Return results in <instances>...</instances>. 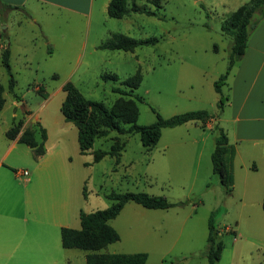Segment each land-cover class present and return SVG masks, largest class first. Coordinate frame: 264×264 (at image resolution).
Returning a JSON list of instances; mask_svg holds the SVG:
<instances>
[{"label":"rangeland","instance_id":"rangeland-1","mask_svg":"<svg viewBox=\"0 0 264 264\" xmlns=\"http://www.w3.org/2000/svg\"><path fill=\"white\" fill-rule=\"evenodd\" d=\"M245 1L249 0H160L161 7L156 8L148 0H137L140 6L157 9V15L134 13L121 19L108 14L98 15L93 21L87 46L83 44L87 40V29L70 31L71 22H78L68 15L40 12L35 14L39 25L26 19L21 26L20 19L9 25L11 44L4 43L12 53L10 63L16 85L13 90L9 88L10 75L2 63L0 47V83L5 88L6 99L0 118L11 122L13 112L17 114L16 119L27 115L32 119L30 127H36L38 140L42 136L37 126L41 124L37 114L47 125L50 139H57L60 127H66L61 111L65 91H59L49 101L45 99L69 79L76 59L80 66L74 72L72 82L86 98L101 101L109 109L121 97L114 88H129L123 82L140 69L143 79L134 90L143 99H136L137 123L140 125L156 120L153 108L164 117L197 109H205L214 115L210 121L212 127L203 126L201 121H189L181 126L164 128L161 139L151 150L143 145L138 132L110 131L106 136L96 138L93 148L82 154L76 138L77 128L71 127L72 130L64 134L62 143L67 148L66 153L72 155L67 159L72 204L80 205L78 214L73 216V228L81 227V210L93 212L111 206L114 200L109 194L112 192H146L164 196L171 202H187L168 209H151L134 201L128 202L109 222L119 232L120 239L99 252H146V264H209L206 252L210 221L226 247L223 261L217 264H250L248 258L238 262L236 254L232 256L233 248L242 247L247 253L249 246L253 247L248 245L247 239L234 240L238 222L240 228L249 230L257 241L255 246L261 247L260 242H263L264 250L262 148L252 149V143L248 141L237 144L232 134L236 124L232 95L237 80L243 88L238 70L235 73L232 70L227 83L222 86L223 110L218 105L221 94L215 89V81L227 70L233 44L232 37L222 33L221 24ZM3 19L0 17V32L6 24ZM79 24L82 28V20ZM99 29L139 39L157 37L159 41L155 45H141L133 51L94 50L91 42L101 31ZM43 31L51 35L54 42L58 36L65 35L66 42L68 36L72 37V43L58 48L51 57L42 37ZM60 58L61 62H57ZM240 63L235 64L236 68ZM55 65H59L58 70H54ZM55 73L57 77H53ZM103 73H116L119 79L105 80ZM41 86H44L46 97L37 92ZM125 98L130 96L125 95ZM26 109L31 113L25 112ZM215 125L231 131L230 141L238 149L232 163L235 177L230 192L213 171ZM122 141L126 145L119 163L110 154L99 162L93 161L95 150H110ZM18 168L29 169L21 165ZM77 188H80L78 194ZM85 188L86 195L82 192ZM255 225L262 227L257 229ZM56 231L51 226L40 229L42 236L44 233L49 236L47 254L41 256L42 262L33 256L24 264H54L55 260V264H87V252L63 247L60 231L58 235ZM55 236L60 242L58 248L53 240ZM255 254H259V250ZM6 261L7 255H1L0 262Z\"/></svg>","mask_w":264,"mask_h":264},{"label":"crops","instance_id":"crops-1","mask_svg":"<svg viewBox=\"0 0 264 264\" xmlns=\"http://www.w3.org/2000/svg\"><path fill=\"white\" fill-rule=\"evenodd\" d=\"M1 1L11 6L20 7V9L3 10L6 11L4 13L0 10V17L4 18L3 20L6 22L0 32V47L2 50L11 44L10 33L8 32L9 25L17 19H20V21L18 20L19 26L22 25L24 19L39 25L35 14L40 12H48L52 15H68L70 19H76L78 23L71 22L69 29L73 32H81L87 29V40L83 42L84 46H87L94 19L98 15L108 14L107 7L110 2V0ZM242 4L240 3L230 13ZM253 19L257 21V25L250 33L246 53L240 65L237 68L235 65L232 69L234 73L238 70L239 78L243 84V88H240V82L237 80L236 87L233 89L232 98L235 106L234 120L236 124L232 134L234 142L237 144L248 141L252 143V149L262 148L261 154L264 157V147H260V145L264 146V16L255 14ZM79 20H82V28ZM99 30L101 31H98V34L96 33L92 38L91 46L94 50L99 49L98 46L115 32ZM42 34L47 45V53L51 57L54 56L58 48H64L66 45L68 47L72 43V37L69 36L67 42L65 35L58 36V40L54 42L51 35L44 31ZM5 41L8 42L7 45L4 43ZM57 62H61V58ZM74 63L71 70L72 74L67 81H74L73 74L80 66L78 59ZM58 67L59 65H55L53 68L58 70ZM67 81L63 82L56 92L50 93L45 100L49 101L53 95L63 90V85ZM25 112L31 113L29 109H26ZM37 117L47 130L45 153L38 157L35 156L32 147L19 141V137L30 127L32 119L27 118V115L23 119H16V112L12 113L11 122L5 118H0V257L1 255H7V261L0 262V264H12L15 261L24 264L33 256H37V259L42 262L41 256L47 254L49 236L46 233L42 236L40 229L51 226L57 230V235L59 231L61 235L62 227L73 228V216L76 212L78 214V208L80 207V205L76 204L75 206L72 204L67 161L68 158H72V155L66 153L67 148L62 143L64 134L72 130L71 127L75 125L71 122H64L66 127H60L59 137L50 139L47 125L43 123V119L39 114H37ZM19 120H23L20 133L15 139H11L7 136V131ZM206 126L212 127L210 122ZM226 132L229 143L235 147L236 157L238 149L230 141L231 131L228 129ZM76 138L78 140V132ZM72 140L74 142V139ZM20 165L27 166L29 169H19ZM25 170L28 171L27 175L23 174ZM233 174L235 177L234 171ZM78 190L80 192V188H77V194ZM261 219L264 222V216ZM261 227L255 225L257 229ZM240 239H247L248 245L252 244L253 247L250 248L249 246L247 253L242 247L241 249L233 248L232 256L236 254L238 262L248 258L250 264H264L263 242H260L261 247L259 245L255 246L257 241L255 242L251 237L249 230L240 228L238 222L234 240L238 241ZM53 240L55 247L58 248L60 245L58 236H55ZM256 250H259V254H255ZM225 251L226 247L224 246L219 263L223 261L226 255ZM45 260L47 259L45 258ZM53 263L55 264L56 260Z\"/></svg>","mask_w":264,"mask_h":264},{"label":"trees","instance_id":"trees-1","mask_svg":"<svg viewBox=\"0 0 264 264\" xmlns=\"http://www.w3.org/2000/svg\"><path fill=\"white\" fill-rule=\"evenodd\" d=\"M156 8H160V0H148ZM20 9L11 6L0 0V10ZM108 15L114 18H125L134 13L147 15H157V9L137 4V0H110L107 7ZM264 16V0H249L240 5L236 10L229 14L221 24L222 33L232 37L233 44L229 54V64L227 70L215 81V89L221 94L219 107L224 108V97L222 86L225 85L233 67L242 60L246 53L249 36L256 27L257 21L254 15ZM29 16V14H28ZM159 39L149 37L144 39L134 38L120 32L112 33L99 46V49L133 51L141 45H155ZM11 52L9 47H4L2 51V63L10 75L9 88L14 89L16 80L12 73L10 63ZM53 77H57L54 74ZM103 79L118 80L116 73H103ZM143 76L140 69L128 77L123 83L129 88L115 87L114 91L121 94L111 109L103 102L94 101L86 98L84 94L72 81H67L63 85L66 97L62 103L61 111L67 122L73 123L78 128V142L80 152L87 154L94 146L98 137L109 134L110 131H117L120 134L138 132L141 141L146 149L151 150L160 140L164 128L176 127L189 121H201L203 126L210 122L214 115L205 109L189 110L178 113L170 117H164L155 108L156 120L148 125L137 123L139 108L137 100L142 97L134 92L142 82ZM4 86L0 83V112L3 110L6 99L3 95ZM44 86L40 87L39 92L44 97ZM125 95L130 98H125ZM23 120H19L7 131V136L15 139L20 133ZM129 124L128 127L125 125ZM37 126L41 129V141L37 140L36 127H28L19 137V141L32 147L35 156L45 153V142L47 140V130L41 124ZM217 132L216 145L212 154L213 171L218 175L220 182L226 187L227 191H232L234 186V174L232 163L235 157V147L229 143L228 135L222 126L215 125ZM126 142L115 143L110 150L97 149L93 152V161L99 162L106 155L110 154L120 162L122 151L125 149ZM86 195V188L83 190ZM109 197L114 203L104 209L93 212H80V228L62 227L61 240L65 248H77L85 250L87 264H146L148 254L146 252L135 253H108L99 252L120 239L119 232L109 223L116 218L128 202L134 201L144 207L151 209H168L175 206H183L187 202H171L164 196L151 195L146 192H112ZM264 209V199L262 203ZM209 236L207 246V256L209 264H217L221 259L224 249V242L219 239V232L215 231L213 222H209Z\"/></svg>","mask_w":264,"mask_h":264},{"label":"built area","instance_id":"built-area-1","mask_svg":"<svg viewBox=\"0 0 264 264\" xmlns=\"http://www.w3.org/2000/svg\"><path fill=\"white\" fill-rule=\"evenodd\" d=\"M23 174L24 175H27L28 174V171L27 170L23 171Z\"/></svg>","mask_w":264,"mask_h":264}]
</instances>
